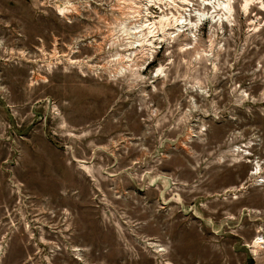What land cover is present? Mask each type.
<instances>
[{
  "label": "rangeland",
  "instance_id": "374dc122",
  "mask_svg": "<svg viewBox=\"0 0 264 264\" xmlns=\"http://www.w3.org/2000/svg\"><path fill=\"white\" fill-rule=\"evenodd\" d=\"M160 3L0 0V264H264V0Z\"/></svg>",
  "mask_w": 264,
  "mask_h": 264
},
{
  "label": "bare ground",
  "instance_id": "6f19581e",
  "mask_svg": "<svg viewBox=\"0 0 264 264\" xmlns=\"http://www.w3.org/2000/svg\"><path fill=\"white\" fill-rule=\"evenodd\" d=\"M197 1L200 7H203L205 9L206 7L210 8L211 11L209 12H202V11H196L194 14H187L184 13L190 9L186 7H182L181 4L185 6H192V0H147V5L145 6L144 10L147 11L149 8H147L148 5L151 3H157L161 2L164 5H172L173 7H177V15L170 12V15L168 13H163L158 20L150 21L147 16H145V19L141 22H128L124 23L123 28L121 32L126 33V35H130L135 37L136 33L140 32V36L142 37L139 41L140 43L136 44L142 45L143 42H146L148 46L153 45V41L157 38H163L164 36L170 34L168 31L169 27L172 29V27H175L173 30L177 32H182L184 29H186L188 26L191 27V29L196 28L198 24H201L203 20L210 19V21L213 24H219L223 25L231 20L233 16V3L234 0H194ZM255 0H244V3L242 4V10L246 13L250 6L253 5ZM160 3V4H161ZM170 7V6H169ZM143 8V7H142ZM171 8V7H170ZM220 11V13H217ZM138 14L141 13V9H138L134 11ZM148 12V11H147ZM210 13V14H209ZM191 17H194L196 20L195 22L192 21ZM139 21V20H138ZM143 29H145V33H143ZM159 31V33H157ZM134 42H131L129 45L133 46ZM143 50H146L144 48ZM162 68H158L157 72H161ZM264 241L259 240L258 243L262 244Z\"/></svg>",
  "mask_w": 264,
  "mask_h": 264
}]
</instances>
